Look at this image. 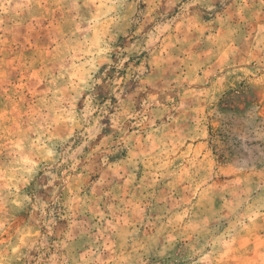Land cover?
I'll return each mask as SVG.
<instances>
[{
	"label": "rangeland",
	"instance_id": "rangeland-1",
	"mask_svg": "<svg viewBox=\"0 0 264 264\" xmlns=\"http://www.w3.org/2000/svg\"><path fill=\"white\" fill-rule=\"evenodd\" d=\"M0 264H264V0H0Z\"/></svg>",
	"mask_w": 264,
	"mask_h": 264
}]
</instances>
